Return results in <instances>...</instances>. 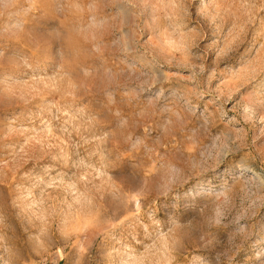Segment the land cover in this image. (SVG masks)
<instances>
[{
  "label": "rangeland",
  "instance_id": "rangeland-1",
  "mask_svg": "<svg viewBox=\"0 0 264 264\" xmlns=\"http://www.w3.org/2000/svg\"><path fill=\"white\" fill-rule=\"evenodd\" d=\"M0 264H264V0H0Z\"/></svg>",
  "mask_w": 264,
  "mask_h": 264
}]
</instances>
